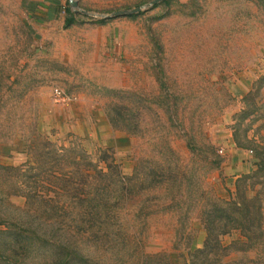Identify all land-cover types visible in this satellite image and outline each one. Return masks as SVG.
Returning a JSON list of instances; mask_svg holds the SVG:
<instances>
[{
    "label": "rangeland",
    "instance_id": "1",
    "mask_svg": "<svg viewBox=\"0 0 264 264\" xmlns=\"http://www.w3.org/2000/svg\"><path fill=\"white\" fill-rule=\"evenodd\" d=\"M72 1L0 0V264H264V0Z\"/></svg>",
    "mask_w": 264,
    "mask_h": 264
},
{
    "label": "trees",
    "instance_id": "2",
    "mask_svg": "<svg viewBox=\"0 0 264 264\" xmlns=\"http://www.w3.org/2000/svg\"><path fill=\"white\" fill-rule=\"evenodd\" d=\"M74 21V19L72 17H67L64 19V26H68L70 25L72 22ZM258 86L256 87V91H257ZM255 93V92H254ZM253 97L254 94L249 91L245 96L244 99L247 101V99H251L250 97ZM264 161L258 162L257 164V169L262 171L264 169L263 167ZM225 204V205H223ZM222 205L223 206H219L217 210V212H219V214L217 215V219L221 222H223L222 224L219 225H214V219L210 221L209 224H207L205 226V230H206V234H207V239L210 236L211 233L214 232V230H217L216 233H228L230 231V228L232 229H236V228H240V227H244V225L242 223H245L246 221V216L249 212V208L243 206L242 202H237L235 200L233 201H224ZM241 210H243V216L240 215ZM215 218V217H214ZM238 223V224H237ZM258 227H260V225H257ZM246 227V226H245ZM243 229H246V228ZM219 229V231H218ZM206 239V243H208Z\"/></svg>",
    "mask_w": 264,
    "mask_h": 264
},
{
    "label": "crops",
    "instance_id": "3",
    "mask_svg": "<svg viewBox=\"0 0 264 264\" xmlns=\"http://www.w3.org/2000/svg\"><path fill=\"white\" fill-rule=\"evenodd\" d=\"M32 7L36 18H55L62 9L65 0H23Z\"/></svg>",
    "mask_w": 264,
    "mask_h": 264
},
{
    "label": "water",
    "instance_id": "4",
    "mask_svg": "<svg viewBox=\"0 0 264 264\" xmlns=\"http://www.w3.org/2000/svg\"><path fill=\"white\" fill-rule=\"evenodd\" d=\"M159 1H163V0H151L150 4H155V3L159 2ZM70 5L75 6L76 3L73 2L72 0H70ZM139 9H140L139 7H136V8L130 9V10H118V11L113 12V14H115V15H117V14H128V13L136 12Z\"/></svg>",
    "mask_w": 264,
    "mask_h": 264
},
{
    "label": "built area",
    "instance_id": "5",
    "mask_svg": "<svg viewBox=\"0 0 264 264\" xmlns=\"http://www.w3.org/2000/svg\"><path fill=\"white\" fill-rule=\"evenodd\" d=\"M223 150H219L220 153H222Z\"/></svg>",
    "mask_w": 264,
    "mask_h": 264
}]
</instances>
